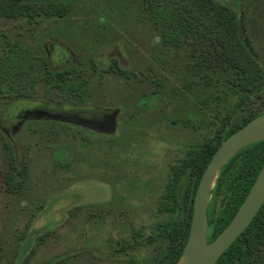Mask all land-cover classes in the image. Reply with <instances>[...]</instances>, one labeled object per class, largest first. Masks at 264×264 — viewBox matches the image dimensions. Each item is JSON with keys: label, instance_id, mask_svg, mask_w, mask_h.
Segmentation results:
<instances>
[{"label": "rangeland", "instance_id": "obj_1", "mask_svg": "<svg viewBox=\"0 0 264 264\" xmlns=\"http://www.w3.org/2000/svg\"><path fill=\"white\" fill-rule=\"evenodd\" d=\"M220 1L234 4L241 16L247 38L241 34L247 43L241 56L259 64L264 86V0ZM75 3L64 17L0 16V61L23 51L50 70L85 75L90 84L84 98H65L37 79L34 89L28 86L10 102L0 99L3 264L152 259L157 248H166V241L149 237H157V225L171 216L161 205L173 165L188 157L190 148L213 139L223 118L238 105L237 93L223 96V76L218 82L209 79L210 73L184 76L191 46H165L137 7L124 0ZM111 63L128 75L110 71ZM188 81L196 82L188 89ZM262 106L264 90L237 110L235 119ZM48 121L89 134L81 160L60 165L73 160V151L67 135L55 140L49 135L43 124ZM11 153L19 164L29 165L26 191L20 194L5 184ZM38 203L43 204L39 210ZM137 230L145 243L116 250L121 245L117 240H132ZM259 255L264 264V245Z\"/></svg>", "mask_w": 264, "mask_h": 264}, {"label": "trees", "instance_id": "obj_2", "mask_svg": "<svg viewBox=\"0 0 264 264\" xmlns=\"http://www.w3.org/2000/svg\"><path fill=\"white\" fill-rule=\"evenodd\" d=\"M124 1L132 7H137L139 17L157 32L165 46L176 48L184 44L191 46L189 50L191 64L184 76H202L203 73H210L209 79L215 82L220 81L219 78L223 76L227 84V87L223 88V96L228 97L234 93L238 95V105H234L223 118V126L217 135L202 146L190 148L188 157L181 163L173 165L172 177L166 184L161 205V208L171 212V216L157 225V237L153 239L149 237L153 241L159 240L163 243L166 241V248L164 250L157 248V253L150 260L130 256L127 263H121L177 264L189 235L193 201L206 165L224 138L264 112V106L249 109L244 116L235 119L237 110L264 90V86L260 84L263 71L257 62L246 61L241 56L242 45L247 46L241 34L246 40L247 38L242 32L241 16L234 4L220 0ZM75 7V0H0V16L27 15L29 20H33L38 14L64 17ZM109 70L122 76L128 75L115 63H111ZM22 72L26 73L25 78L21 77ZM37 79L44 80L48 86L58 89L59 94L65 98H84L90 88L85 75L79 73V76L75 77L71 75L69 69L50 70L42 62L25 56L23 51H13L12 55L2 57L0 61V99L5 103L10 102L14 99L11 97L26 91L28 86L34 89ZM194 83L188 81L185 86L189 89ZM199 101L206 103L207 99L199 98ZM43 124L54 140L67 135L69 148L73 151V160L66 162L55 160V164L59 162L61 166L68 167L73 161L83 158L81 146L85 144L84 140H91L88 133L75 128L69 130L70 127L55 121ZM6 147L9 149V146ZM7 159L5 184L8 191L15 194L25 192V182L30 175L28 162L19 164L13 159L12 153ZM263 164L264 140H260L237 151L223 166L212 190L208 241L213 240L231 221ZM78 178L74 177V180L77 181ZM42 206V203H38L35 209L39 210ZM137 235H141L140 230L134 231L132 240L125 238L122 239L123 242L117 240L116 243L121 245L116 247V250L127 251L145 243L138 239ZM263 245L264 204L246 229L219 257L216 264H261L259 254ZM2 249L0 237V264H3Z\"/></svg>", "mask_w": 264, "mask_h": 264}, {"label": "water", "instance_id": "obj_3", "mask_svg": "<svg viewBox=\"0 0 264 264\" xmlns=\"http://www.w3.org/2000/svg\"><path fill=\"white\" fill-rule=\"evenodd\" d=\"M260 140H264V112L237 128L217 147L199 180L189 235L177 264H216L259 212L264 204V164L231 221L213 240L208 241L207 211L221 169L237 151Z\"/></svg>", "mask_w": 264, "mask_h": 264}, {"label": "flooded vegetation", "instance_id": "obj_4", "mask_svg": "<svg viewBox=\"0 0 264 264\" xmlns=\"http://www.w3.org/2000/svg\"><path fill=\"white\" fill-rule=\"evenodd\" d=\"M210 202H211V200H210ZM209 206H210V203H209ZM209 206H208L207 216H209ZM208 222H209V217H208ZM209 228H210V224H209Z\"/></svg>", "mask_w": 264, "mask_h": 264}]
</instances>
